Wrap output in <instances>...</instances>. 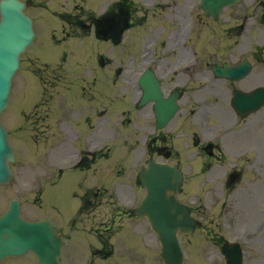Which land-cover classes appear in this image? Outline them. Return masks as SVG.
Instances as JSON below:
<instances>
[{
	"label": "flooded vegetation",
	"instance_id": "1",
	"mask_svg": "<svg viewBox=\"0 0 264 264\" xmlns=\"http://www.w3.org/2000/svg\"><path fill=\"white\" fill-rule=\"evenodd\" d=\"M241 4L242 6L239 9L234 8L231 12H228L230 9L226 10L222 18L224 19L226 13H228L230 22L236 23L238 20H241L244 22L243 25L237 28L233 26L227 27L225 29L226 36L214 42L211 51L208 52L206 48V54L203 53L198 58L197 72L199 85L193 90L192 100L194 102L195 92L198 91L195 106L197 108L200 106L207 111H220V113L219 116L214 114L213 120L207 118V122L213 121L207 135L204 134L205 137H208L207 143L200 142L197 134H194L193 146H195L199 154L194 155L195 157H200L201 155L208 156V142L217 144V138H219L217 134H214V132L210 134L209 131L212 132L214 131V127L224 124L222 120L225 117H233L228 120L231 124L246 122V125L250 128L255 123L258 125L264 124V105L245 118H242L232 105L235 90L251 92L255 88L264 86V47H260V43L264 39V2L259 5L257 0H243ZM237 10L240 11L239 15L236 14ZM250 28L251 31H257H255V34L250 35L251 39L254 38V44L251 46L248 44L247 37H244L245 32L249 31ZM236 30L238 32H235ZM234 37L235 39L233 40ZM256 42L257 45L255 44ZM244 62L250 63V71L242 78L229 79L219 77L214 71V64L223 66L225 63H229L230 65L237 66ZM190 111L191 121L196 122L200 126V131H202L203 123L198 120L200 117L199 111L198 114H196V109L194 108ZM222 111L227 113L221 115ZM209 114L211 115V112ZM207 116L209 117V115ZM212 156H214V153Z\"/></svg>",
	"mask_w": 264,
	"mask_h": 264
},
{
	"label": "rangeland",
	"instance_id": "2",
	"mask_svg": "<svg viewBox=\"0 0 264 264\" xmlns=\"http://www.w3.org/2000/svg\"><path fill=\"white\" fill-rule=\"evenodd\" d=\"M49 43H50V41H49L48 33L44 30V31H42L41 36H40V44L36 47L35 50L40 52L42 55L47 56V54H48L47 50H48ZM56 51L61 53L63 51V49L57 48ZM185 144L187 145L188 142H185ZM202 179H203V181L206 180L204 178V176ZM68 187L69 186L67 184H65V182H64L57 187L48 189L46 191V194H45L46 203H49L51 201H55L57 203L58 207L60 208V211L62 213H66L67 208H66L65 202H66L68 207L70 205L73 206V202L69 197L68 190L66 189ZM242 208H243V210L246 209V207H244V206ZM46 209H49L48 204L46 205ZM211 218H212V215H209L207 218V225L209 224L210 228H214L215 231L220 230L217 222L212 223V224L210 223ZM229 226L233 227V230H231L230 228H227L226 230H224L227 232V235H229L232 240H234V239L242 240L244 242V245L247 246V248L249 250L250 244L248 242V237H246L248 235H247V233H245V230H246L245 219L242 217L241 220L232 222L231 225H227L226 227H229ZM201 235H202V237H204L203 234H201ZM258 240H260V239H258ZM204 242L205 243L203 244L202 250H203L204 256H206L209 259V257H210L209 252H211V250L213 248L211 247L210 244H207V242H209L208 238H205ZM189 243H191L190 239H184L185 249H188ZM188 253H189V251H188ZM259 254H264V250ZM213 258L214 257L212 256V259ZM190 259H191V256H190V254H188V260H190ZM209 260H211V259H209ZM3 263L4 264H34L33 260L26 258V257L9 258V259L5 260ZM159 264H161L160 261H159ZM187 264H190V263H187ZM204 264H209V263H208V261H206V262H204Z\"/></svg>",
	"mask_w": 264,
	"mask_h": 264
},
{
	"label": "water",
	"instance_id": "3",
	"mask_svg": "<svg viewBox=\"0 0 264 264\" xmlns=\"http://www.w3.org/2000/svg\"><path fill=\"white\" fill-rule=\"evenodd\" d=\"M175 204L173 205V214L171 217H164L162 213H171V207L168 206L167 210L161 205H156L158 210V217L154 221L152 220L155 229L160 235L162 241V257L166 264H181L183 261V253L178 242V238L175 235L176 228L174 225H178L181 230L187 231L192 226L193 220L186 212L182 211L178 215H175ZM155 211V210H154ZM179 211V210H178Z\"/></svg>",
	"mask_w": 264,
	"mask_h": 264
}]
</instances>
